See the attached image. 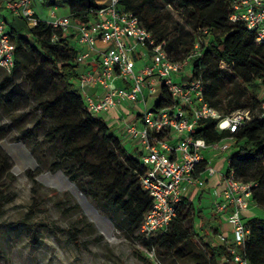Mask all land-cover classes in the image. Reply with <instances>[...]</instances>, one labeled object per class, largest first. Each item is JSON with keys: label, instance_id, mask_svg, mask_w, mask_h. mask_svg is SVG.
<instances>
[{"label": "trees", "instance_id": "1", "mask_svg": "<svg viewBox=\"0 0 264 264\" xmlns=\"http://www.w3.org/2000/svg\"><path fill=\"white\" fill-rule=\"evenodd\" d=\"M230 1L120 0L118 4L120 10L138 19L156 44H162L171 60H184L202 42L199 54L191 60V76L185 79H199L204 100L223 114L244 109L253 111L264 100V97L257 100L247 92L248 88L264 91V45L258 44L242 23L230 22ZM66 2L75 23H86L100 8L94 0ZM171 10L180 15L187 29L174 20ZM30 33L29 37L9 34L15 45V65L2 83L9 82L10 75L27 63L35 65L26 75L31 84L30 96L37 100L39 111L34 127L43 120L49 124L43 139L55 150L50 170H62L96 208L115 215L128 237L139 239L147 249L154 250L159 264L233 261L228 246L214 245L204 238L196 240L194 221L202 222L205 209L199 201L194 204L186 197L177 204L175 217L166 231L149 240L138 235L151 207V198L139 183L143 172L139 154H128L107 124L86 110L75 84L79 74V66L74 63L77 50L68 35L42 23ZM209 33L213 35L211 38H207ZM53 35L57 37L55 42H52ZM44 66L53 75L52 93L41 98L38 73ZM171 103V96L161 88L152 107L161 109ZM33 128H28L25 134L32 135ZM192 137L209 144L232 138L225 173L232 171L236 179L256 183L251 205L264 209V118L254 117L236 133L217 131L213 120L201 121ZM205 166L204 161L199 170L203 171ZM215 190L222 191L221 187ZM216 224V233L227 234L231 230L225 222ZM244 224L249 234L240 253L248 264H264V217H252ZM67 233L76 242L77 230L70 229Z\"/></svg>", "mask_w": 264, "mask_h": 264}, {"label": "built area", "instance_id": "2", "mask_svg": "<svg viewBox=\"0 0 264 264\" xmlns=\"http://www.w3.org/2000/svg\"><path fill=\"white\" fill-rule=\"evenodd\" d=\"M94 1L100 8L86 23H75L70 14L33 17L28 8L31 0L20 3L23 18L34 27L42 23L59 30L76 47L74 63L84 68L78 72L75 84L90 114L95 116L127 103L146 104L149 98L159 96L161 88L171 96L170 106L138 108L137 117L124 120L125 135L138 149L143 169L140 186L151 198V207L138 230L142 239L149 240L167 230L177 204L189 190L206 186L202 174L211 177L218 173L202 152L225 154L231 148L232 138L210 144L193 138L200 122L213 120L217 131L236 133L254 117L264 118V100L253 111L223 114L204 100L199 79H185L191 76V60L199 54V43L184 60H171L162 44L155 43L132 13L118 8L120 0ZM8 6L15 9L16 5ZM230 9V22L242 23L256 42L264 45V0H231ZM55 41L57 37L53 35L52 42ZM14 65L15 45L0 19V68L9 73ZM90 88H97L100 93L93 96L88 93ZM227 159L229 164L230 154ZM204 161L206 166L201 171L199 166ZM220 178L223 189L212 190L213 207L221 220L230 225L231 244L225 234L215 236L220 244L228 246L232 262L248 264L240 253L249 234L242 213L251 206L257 184L236 179L232 171L222 173ZM144 251L154 256L153 249Z\"/></svg>", "mask_w": 264, "mask_h": 264}, {"label": "rangeland", "instance_id": "3", "mask_svg": "<svg viewBox=\"0 0 264 264\" xmlns=\"http://www.w3.org/2000/svg\"><path fill=\"white\" fill-rule=\"evenodd\" d=\"M172 13L187 29L180 15ZM212 36L209 33L207 38ZM34 67L27 63L18 68L5 84L8 74L0 68V264H159L155 252L150 257L142 241L125 234L115 215L99 210L86 197L98 211L99 216H94L62 179L55 178V174L64 173L50 170L55 150L43 139L49 124L43 120L34 127L39 111L26 75ZM38 79L39 96L46 98L52 93L51 70L44 66ZM247 92L257 100L264 97L261 89L248 88ZM28 128H33L32 135L25 134ZM231 152L204 150L207 158L213 157L218 164L224 159L222 173ZM252 217H264V209L250 207L243 222ZM41 224L48 227L40 228ZM70 229L77 230L76 242L67 233Z\"/></svg>", "mask_w": 264, "mask_h": 264}, {"label": "crops", "instance_id": "4", "mask_svg": "<svg viewBox=\"0 0 264 264\" xmlns=\"http://www.w3.org/2000/svg\"><path fill=\"white\" fill-rule=\"evenodd\" d=\"M8 4L16 5L15 9L10 8ZM28 8L33 12V17L48 16L51 13H54L57 16L69 14V6L66 0H61L60 2L58 0H31V3L28 5ZM0 19H2L5 23V31L8 34H12V36H16L17 34H20L23 31V33L20 35L24 37H29V35L31 34L30 32H32L35 28L34 24H31L28 20L23 18L20 0H0ZM13 31H15L16 33ZM83 68V66H80L78 72L82 71ZM88 93L93 96H97L100 93V90L97 88H90L88 89ZM158 97L159 96L155 98H149L146 104L137 105L127 103L112 107L106 112L97 114V118L102 119L107 124L110 129V132L120 140L122 148L128 154H132L130 152L133 151L138 154V149L125 135L124 120L132 121L135 117H137L138 108L141 109L138 106L150 109ZM127 146H129V151ZM202 153L204 154V151ZM204 157L208 161H210L211 166L214 167V169L218 171V173L211 177L206 176V174H202V178L205 180L206 186L202 189L194 188L189 190L185 197L189 200V202H192L194 204L199 201L205 209L202 222L200 223L198 220L194 221L195 232L197 235L196 240H198L199 238H204L206 241H209V243L215 245L220 243L218 242V239L215 236L216 232L214 228H216V222H223V220H221L219 214L215 213L213 207L214 198L212 196V188H214V190L216 189V187H221V190L223 189L220 175L222 174L224 159H221V162L218 164L217 161L215 162L213 160V157L207 158V155L205 154ZM252 206L253 205H251L250 207ZM250 207L242 213L243 217L249 216ZM215 220L217 221L215 222ZM200 226L203 227L200 228ZM225 235L228 236L229 244H231V230ZM220 264H228V262L226 260H223L222 262H220Z\"/></svg>", "mask_w": 264, "mask_h": 264}, {"label": "water", "instance_id": "5", "mask_svg": "<svg viewBox=\"0 0 264 264\" xmlns=\"http://www.w3.org/2000/svg\"><path fill=\"white\" fill-rule=\"evenodd\" d=\"M55 178L62 179L63 182L66 184L67 188L71 191V193L78 198L80 204L86 207L92 214H94V216H99L96 208L88 202L86 196L77 188L75 183H73L66 176L60 173L55 174Z\"/></svg>", "mask_w": 264, "mask_h": 264}]
</instances>
